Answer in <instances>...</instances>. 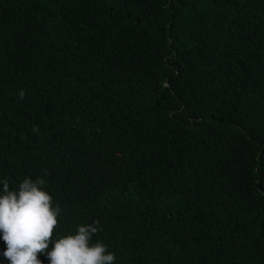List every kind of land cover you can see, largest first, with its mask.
Returning a JSON list of instances; mask_svg holds the SVG:
<instances>
[{
  "label": "trees",
  "instance_id": "obj_1",
  "mask_svg": "<svg viewBox=\"0 0 264 264\" xmlns=\"http://www.w3.org/2000/svg\"><path fill=\"white\" fill-rule=\"evenodd\" d=\"M26 177L114 264H264V0H0V181Z\"/></svg>",
  "mask_w": 264,
  "mask_h": 264
},
{
  "label": "clouds",
  "instance_id": "obj_2",
  "mask_svg": "<svg viewBox=\"0 0 264 264\" xmlns=\"http://www.w3.org/2000/svg\"><path fill=\"white\" fill-rule=\"evenodd\" d=\"M25 95L21 90L18 102ZM43 174L48 176L50 172L45 169ZM0 185V233L6 244L3 256L9 264H42L40 254L47 255L49 264H114L115 255L106 245L90 244L92 237L102 230L99 220L78 226L75 234L53 240L62 209L45 190L43 177H26L16 190L10 188L7 178ZM50 243L53 247L48 251Z\"/></svg>",
  "mask_w": 264,
  "mask_h": 264
}]
</instances>
